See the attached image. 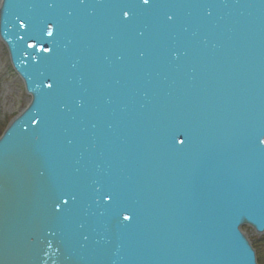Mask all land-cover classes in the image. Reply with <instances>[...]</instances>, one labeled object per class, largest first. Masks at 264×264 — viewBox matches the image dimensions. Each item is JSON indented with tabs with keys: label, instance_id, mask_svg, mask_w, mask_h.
I'll return each instance as SVG.
<instances>
[{
	"label": "water",
	"instance_id": "1",
	"mask_svg": "<svg viewBox=\"0 0 264 264\" xmlns=\"http://www.w3.org/2000/svg\"><path fill=\"white\" fill-rule=\"evenodd\" d=\"M0 41V264H259L264 0H0Z\"/></svg>",
	"mask_w": 264,
	"mask_h": 264
},
{
	"label": "rangeland",
	"instance_id": "2",
	"mask_svg": "<svg viewBox=\"0 0 264 264\" xmlns=\"http://www.w3.org/2000/svg\"><path fill=\"white\" fill-rule=\"evenodd\" d=\"M23 83L13 71L6 47L0 41V137L29 103ZM253 246L256 244L257 258L264 264V234L259 236L250 227H244Z\"/></svg>",
	"mask_w": 264,
	"mask_h": 264
},
{
	"label": "snow or ice",
	"instance_id": "3",
	"mask_svg": "<svg viewBox=\"0 0 264 264\" xmlns=\"http://www.w3.org/2000/svg\"><path fill=\"white\" fill-rule=\"evenodd\" d=\"M148 2V0H144V3H147ZM65 203H67L66 201H65Z\"/></svg>",
	"mask_w": 264,
	"mask_h": 264
},
{
	"label": "trees",
	"instance_id": "4",
	"mask_svg": "<svg viewBox=\"0 0 264 264\" xmlns=\"http://www.w3.org/2000/svg\"><path fill=\"white\" fill-rule=\"evenodd\" d=\"M254 247L256 248V244H254ZM258 263L260 264V262H259V258H258Z\"/></svg>",
	"mask_w": 264,
	"mask_h": 264
},
{
	"label": "bare ground",
	"instance_id": "5",
	"mask_svg": "<svg viewBox=\"0 0 264 264\" xmlns=\"http://www.w3.org/2000/svg\"><path fill=\"white\" fill-rule=\"evenodd\" d=\"M30 100V99H29Z\"/></svg>",
	"mask_w": 264,
	"mask_h": 264
}]
</instances>
